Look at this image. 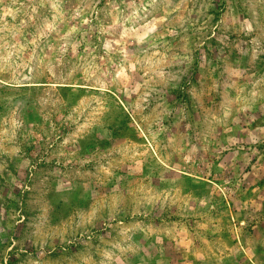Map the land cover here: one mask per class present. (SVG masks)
Wrapping results in <instances>:
<instances>
[{"label":"rangeland","instance_id":"obj_1","mask_svg":"<svg viewBox=\"0 0 264 264\" xmlns=\"http://www.w3.org/2000/svg\"><path fill=\"white\" fill-rule=\"evenodd\" d=\"M0 264H264V0H0Z\"/></svg>","mask_w":264,"mask_h":264}]
</instances>
